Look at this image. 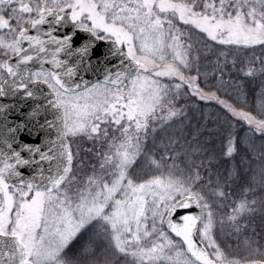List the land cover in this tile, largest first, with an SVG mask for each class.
Segmentation results:
<instances>
[{
	"label": "snow or ice",
	"instance_id": "6c2138e0",
	"mask_svg": "<svg viewBox=\"0 0 264 264\" xmlns=\"http://www.w3.org/2000/svg\"><path fill=\"white\" fill-rule=\"evenodd\" d=\"M97 42L93 82L81 70ZM238 63L264 76V0H0V97L14 101L0 103V264H264V239L246 236L244 256L217 239L225 220L239 239L257 200L218 217L230 185L206 149L169 137L159 158L145 151L191 95L220 107L228 155L239 142L264 158V87L250 104ZM229 88L237 103L219 94Z\"/></svg>",
	"mask_w": 264,
	"mask_h": 264
},
{
	"label": "trees",
	"instance_id": "16d2710c",
	"mask_svg": "<svg viewBox=\"0 0 264 264\" xmlns=\"http://www.w3.org/2000/svg\"><path fill=\"white\" fill-rule=\"evenodd\" d=\"M257 56L261 55L260 50L257 48ZM243 61L247 60V57L240 58ZM256 67L260 66L259 61H255ZM241 63L237 64V70H231L232 77L236 80H242L243 89L247 93L249 103L254 105L256 100V94L264 87V76L259 74L253 77H246L238 69L241 67ZM246 66V64L244 65ZM225 79H228L226 76ZM209 83L214 84L213 80H209ZM203 86V84H202ZM219 94L226 99L232 100L237 103L238 93L232 88L228 89V92L221 90ZM181 104L186 105L185 116L177 118L168 128L162 132H158L156 143L153 144L149 140L145 151L152 154L153 152L159 158L160 153L163 151L161 141L165 144L168 142V138L172 137L178 140V143L173 147L176 151L184 149H190L192 147L200 146L206 149L199 158L205 159L207 163V157H212L211 168L214 175L218 173L222 180H226L230 187H226L225 190L229 193L228 198L223 201V206H216L215 210L219 215H227L232 212V208L236 203L247 196L249 200L256 199L257 204L254 206L255 211L252 213H245L239 218V224L242 231L239 233V239H237V233L229 222L225 220L223 228L217 225V239L221 242L222 247H225L226 251L233 252L239 256L247 255L245 252V245L243 244L244 238L253 237L255 239H264V185L259 183L260 181V169L264 166V158L256 159L242 147V144L238 142V151L231 156L227 154L228 138L227 130L222 127L221 121H213L216 116H223V112L215 102L201 101L195 96H189L187 98H181ZM179 107V105H177ZM207 120V122H206ZM208 129H212L211 132ZM82 148L91 147L88 143H82ZM76 143H73V149L75 150ZM85 156V163H89L85 153H81ZM183 158V157H182ZM229 173H233L232 178L229 179ZM255 177V180L253 179ZM246 188H253L255 191L245 192ZM247 224V228L244 225ZM259 233L256 236L253 232ZM86 241V237H82L80 241L74 245V249L78 248L82 243ZM227 245H231L228 248Z\"/></svg>",
	"mask_w": 264,
	"mask_h": 264
},
{
	"label": "water",
	"instance_id": "95a60500",
	"mask_svg": "<svg viewBox=\"0 0 264 264\" xmlns=\"http://www.w3.org/2000/svg\"><path fill=\"white\" fill-rule=\"evenodd\" d=\"M85 38L84 33H79L76 37V42L79 44L83 39ZM106 43L107 42H97L96 47L91 51V60H92V67L89 68L87 71L81 70V75L84 77V79H87L89 81H95L97 79H103V61L98 64L97 63V57L101 56V54L106 49ZM85 62L87 63V58H85ZM115 63V61H112ZM13 99L10 97H0V103H13ZM28 109L26 107L20 108L18 111L13 110L12 113L8 116L9 121H16V120H22L24 119V115L22 113H26ZM0 123H2V117H0ZM12 126V125H10ZM41 136H43V133H40ZM20 140L26 142V143H39L40 138L34 137L33 134H31L29 131L24 130L19 133ZM24 155H27L26 152L23 153ZM192 210L198 212L199 209L195 206H192ZM181 214H183L181 210Z\"/></svg>",
	"mask_w": 264,
	"mask_h": 264
},
{
	"label": "rangeland",
	"instance_id": "374dc122",
	"mask_svg": "<svg viewBox=\"0 0 264 264\" xmlns=\"http://www.w3.org/2000/svg\"><path fill=\"white\" fill-rule=\"evenodd\" d=\"M85 171H87V169H85Z\"/></svg>",
	"mask_w": 264,
	"mask_h": 264
}]
</instances>
